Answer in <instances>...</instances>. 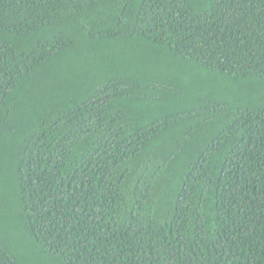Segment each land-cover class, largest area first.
I'll return each instance as SVG.
<instances>
[{
	"label": "trees",
	"instance_id": "obj_1",
	"mask_svg": "<svg viewBox=\"0 0 264 264\" xmlns=\"http://www.w3.org/2000/svg\"><path fill=\"white\" fill-rule=\"evenodd\" d=\"M0 264H264V0H0Z\"/></svg>",
	"mask_w": 264,
	"mask_h": 264
}]
</instances>
